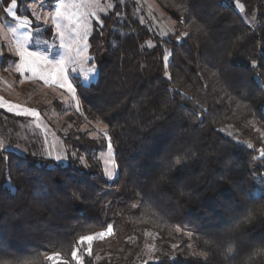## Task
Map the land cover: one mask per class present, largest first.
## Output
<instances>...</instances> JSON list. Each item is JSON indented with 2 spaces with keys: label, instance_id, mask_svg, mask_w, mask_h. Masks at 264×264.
<instances>
[{
  "label": "trees",
  "instance_id": "obj_1",
  "mask_svg": "<svg viewBox=\"0 0 264 264\" xmlns=\"http://www.w3.org/2000/svg\"><path fill=\"white\" fill-rule=\"evenodd\" d=\"M156 2L164 40L136 0L94 23L85 118L108 138L63 135L65 165L0 144V264H264V0Z\"/></svg>",
  "mask_w": 264,
  "mask_h": 264
},
{
  "label": "rangeland",
  "instance_id": "obj_2",
  "mask_svg": "<svg viewBox=\"0 0 264 264\" xmlns=\"http://www.w3.org/2000/svg\"><path fill=\"white\" fill-rule=\"evenodd\" d=\"M136 1L141 7V20L149 23L158 37L164 40L175 33V21L156 0ZM113 4L114 0H16L13 6L11 0H0V51L3 52L0 56V144L3 147H9L7 138L11 137L22 143H34L45 158L65 165L69 155L63 135L80 131L93 139L108 138L104 125L86 120L84 105L99 77L97 67L90 63L89 38L94 23L100 22ZM21 23L27 26L20 27ZM11 29L17 30L15 36ZM24 35L31 39L25 42ZM19 43L28 52L47 60L36 61L35 71H17L25 62L19 55ZM169 56L167 52V61ZM61 60L63 65L59 64ZM61 67L62 74L58 71ZM68 84L74 92L69 91ZM17 150L26 151L22 147ZM109 157L115 160L108 141L99 159L105 177L114 181L118 166L115 175L109 178L105 171L111 167L106 164Z\"/></svg>",
  "mask_w": 264,
  "mask_h": 264
},
{
  "label": "snow or ice",
  "instance_id": "obj_3",
  "mask_svg": "<svg viewBox=\"0 0 264 264\" xmlns=\"http://www.w3.org/2000/svg\"><path fill=\"white\" fill-rule=\"evenodd\" d=\"M13 6H15L16 4V0H11ZM242 8V6H241ZM104 9H101V11H103ZM57 15H60V13L58 12ZM93 15H95V13H93ZM15 18V17H14ZM27 25L24 24V23H21L20 24V27H26ZM13 35L15 36L16 35V29H11ZM185 35H187L185 33ZM22 39L27 42L28 40L31 39V36L29 35H24L22 37ZM18 51H19V55L21 57H24V63L17 69V71H23L25 69H28V70H31V71H35L36 68H35V62L36 61H46L47 58L46 57H41L39 55H37L36 53H30L28 52L25 48H24V45L22 43H19L18 46ZM3 55V52L0 51V56ZM60 65H63L64 64V61L61 60L59 62ZM58 71L62 74L63 73V68H59ZM41 79H45L44 77H41ZM47 82V80L45 81ZM64 85L61 84V87H63ZM69 91H72L74 92L75 90L72 88V85L71 84H68L67 85ZM2 99V98H0ZM32 115H38V113H35V112H32L30 113ZM249 147H251V145H249ZM109 151L111 152V146H109ZM260 155L262 157H264V148L260 149ZM56 159H60L59 156L56 157ZM106 164H110L111 167L110 168H106L105 171H106V174L108 175L109 178H112L114 175H115V169L117 168V165H116V162L114 159H111V157H109V160L106 161ZM112 226L109 225L108 228H107V231L106 232H99V233H94V234H91V235H87V236H81L79 237L77 243L78 245L80 246H86V251L88 252L89 255L92 254V242L96 239H103L105 238V236H110L112 234ZM77 251H79V248H77L76 250L73 251L72 253V256L73 258H77ZM57 258V264H67V262H64L62 261V259L60 258V254L59 253H56L54 254L53 256H49L47 257V259L49 260H52L53 258Z\"/></svg>",
  "mask_w": 264,
  "mask_h": 264
}]
</instances>
